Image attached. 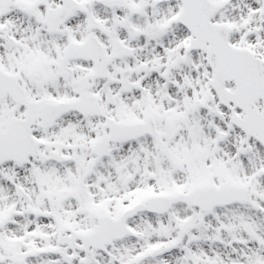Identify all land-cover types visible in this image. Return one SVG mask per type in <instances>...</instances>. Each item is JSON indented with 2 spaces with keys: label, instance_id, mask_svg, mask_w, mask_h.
Instances as JSON below:
<instances>
[{
  "label": "snow or ice",
  "instance_id": "snow-or-ice-1",
  "mask_svg": "<svg viewBox=\"0 0 264 264\" xmlns=\"http://www.w3.org/2000/svg\"><path fill=\"white\" fill-rule=\"evenodd\" d=\"M0 264H264V0H0Z\"/></svg>",
  "mask_w": 264,
  "mask_h": 264
}]
</instances>
